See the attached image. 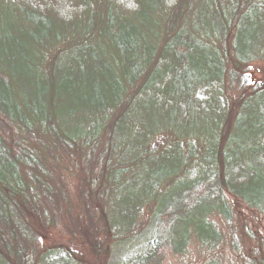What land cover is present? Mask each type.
<instances>
[{"label": "trees", "instance_id": "1", "mask_svg": "<svg viewBox=\"0 0 264 264\" xmlns=\"http://www.w3.org/2000/svg\"><path fill=\"white\" fill-rule=\"evenodd\" d=\"M89 1L0 0V264H84L40 252L47 228L96 239L106 264H162L192 237L214 250L227 197L264 221V86L246 72L264 0ZM47 150L82 175L48 171Z\"/></svg>", "mask_w": 264, "mask_h": 264}, {"label": "rangeland", "instance_id": "2", "mask_svg": "<svg viewBox=\"0 0 264 264\" xmlns=\"http://www.w3.org/2000/svg\"><path fill=\"white\" fill-rule=\"evenodd\" d=\"M18 1V0H16ZM49 2V0H44ZM129 1V0H126ZM54 2L59 6V10L64 13H71L73 11L79 12L82 9L74 3V0H54ZM86 2L90 3L89 0ZM130 3V1H129ZM173 0L168 1L166 10H169L173 6ZM247 75L249 77L251 90L254 87L264 86V63L263 62H253L247 67ZM9 133V132H8ZM39 135V134H37ZM40 136V135H39ZM24 138L26 139L25 135ZM27 140H30L29 138ZM32 142L33 139H32ZM108 147L107 157L110 152V144L103 136L101 140L96 155H101L105 147ZM104 148V149H103ZM49 150L45 151L43 154V160L47 162L48 171H73V174L77 176V173H81L84 169L83 157H77L76 159L63 153L61 151H54L52 154L48 153ZM56 159V160H55ZM117 160V159H116ZM113 162V164H116ZM105 161V159H104ZM57 162L54 167V163ZM78 163L77 168L72 165V163ZM104 164V163H103ZM96 165V163H95ZM92 167H94L91 164ZM68 169V170H67ZM88 168H86L87 170ZM77 170V171H74ZM79 171V172H78ZM80 177L70 178V180H64L65 188L70 185V201L77 199V204L80 209H85L83 206L86 202L83 201V205L78 200L81 192L85 190L84 185L79 181ZM73 187V189H71ZM82 198V197H81ZM227 200L233 210V218L230 222H225L220 217H212L210 222L214 224V227L221 233L222 240L217 248L214 250H208L201 246V243L197 241L195 237L190 239L188 246L185 249L184 254H172L168 256L162 264H255L252 261H260L261 257H264V221L262 216L256 214L253 211L248 210L240 203L227 197ZM80 202V203H78ZM91 202V201H90ZM92 205H94L92 203ZM72 217L75 218L74 213H71ZM68 224H71V219L65 217ZM78 220V219H76ZM72 228V226H71ZM39 251H43L51 248L64 247L66 250L70 249L75 253V257L84 264H106V260L98 252L94 253L92 247H97V240L95 239H84L83 236H78V238L71 240L68 239L59 229L47 228L44 231H39ZM100 239V238H98ZM101 240V239H100ZM130 242H122L118 246L119 252L116 254L119 256L121 251H124ZM90 244V245H89ZM33 245L28 244L29 249ZM91 248V249H90ZM121 250V251H120ZM97 251V250H96ZM257 264V263H256Z\"/></svg>", "mask_w": 264, "mask_h": 264}]
</instances>
